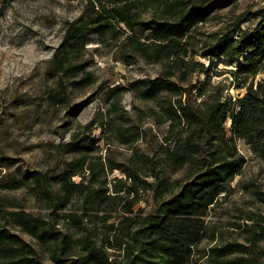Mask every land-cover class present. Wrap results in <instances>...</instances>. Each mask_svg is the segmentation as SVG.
I'll list each match as a JSON object with an SVG mask.
<instances>
[{
  "label": "trees",
  "instance_id": "1",
  "mask_svg": "<svg viewBox=\"0 0 264 264\" xmlns=\"http://www.w3.org/2000/svg\"><path fill=\"white\" fill-rule=\"evenodd\" d=\"M79 2L77 17L63 21L61 41L43 71L44 80L53 81L48 107H65L73 89L96 83L85 59L93 39L116 62L139 60L160 71L103 90L106 110L52 146V170L11 179L46 214H4L11 221L0 226V264H264L262 214L247 216L251 223L237 226L242 241L232 242L217 243L222 233L206 219L246 163L236 141L264 160V0L210 33L204 25L217 22L215 0ZM219 64L234 67L229 72L243 96H223L222 85L211 83ZM198 74L205 78L193 81ZM125 91L152 105L134 107L135 119L125 117ZM145 120L165 126L161 138ZM96 128L112 135L110 142L133 148L128 163L98 154L91 137ZM13 160L0 151V165ZM114 169L123 177L110 179ZM146 193L152 209H135ZM254 194L264 204V193ZM54 217L61 224L52 223ZM203 242L209 245L200 249Z\"/></svg>",
  "mask_w": 264,
  "mask_h": 264
},
{
  "label": "rangeland",
  "instance_id": "2",
  "mask_svg": "<svg viewBox=\"0 0 264 264\" xmlns=\"http://www.w3.org/2000/svg\"><path fill=\"white\" fill-rule=\"evenodd\" d=\"M215 1L212 11L218 23L215 20L206 23L205 33L221 27L219 22L226 23L233 15L247 9L254 11L263 5L262 0ZM79 10V0H0V151L14 159L7 165H0V226L9 225L11 220L4 215L9 211L25 209L35 215L46 214L24 186L14 187L9 183L28 171L52 170L57 162L52 146L69 140L71 132H81V125L89 123L97 113L106 110L101 99L103 90L114 86L128 87L131 82L159 74L160 66L156 64L138 60L127 65L114 61L107 50L98 46L93 39L87 46L85 59L88 70L96 76V83L84 89H73L65 107H48L44 100L47 89L53 87V81L47 83L43 71L51 53L61 41L63 21L76 18ZM96 47L98 50H95ZM200 59L207 63L205 59ZM231 69L234 67L219 64L210 73L211 83L222 85L223 96H243L245 89L235 88L229 72ZM192 78L193 81L203 80L205 75L198 74ZM120 103L127 111L125 117L132 119H135L134 107L148 108L152 105L134 99L130 91L122 94ZM144 122L145 126H151L154 133H158L159 138L165 133L164 125L157 127L152 126L150 120ZM91 133V137L98 140L97 145L101 150L98 154L118 164L128 163L133 148L110 142L112 135L102 133L99 128ZM236 144L238 154L246 159V163L241 174L227 185V192L218 198L206 218L222 233L217 243L242 241L244 235L237 226L251 223L246 221L247 216L254 219H259L261 214L264 216V204L254 194V191L264 193V160L241 140H237ZM71 157L68 154L63 159ZM176 175L179 177L182 172ZM114 177L121 178L123 174L114 169L109 178ZM73 178L79 181V178ZM143 198L135 209L146 207L150 211L151 194L146 193ZM51 219L52 223L61 224L58 217ZM24 236L35 243L27 235ZM207 245L203 242L200 249ZM198 263L203 264L204 260Z\"/></svg>",
  "mask_w": 264,
  "mask_h": 264
}]
</instances>
